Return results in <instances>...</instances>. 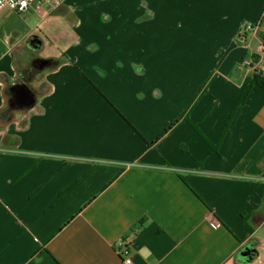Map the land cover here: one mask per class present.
<instances>
[{
	"label": "crops",
	"instance_id": "crops-1",
	"mask_svg": "<svg viewBox=\"0 0 264 264\" xmlns=\"http://www.w3.org/2000/svg\"><path fill=\"white\" fill-rule=\"evenodd\" d=\"M80 1L0 10V264H264V0Z\"/></svg>",
	"mask_w": 264,
	"mask_h": 264
},
{
	"label": "built area",
	"instance_id": "built-area-1",
	"mask_svg": "<svg viewBox=\"0 0 264 264\" xmlns=\"http://www.w3.org/2000/svg\"><path fill=\"white\" fill-rule=\"evenodd\" d=\"M61 4V0H0V10L9 9L15 13L22 14L29 10L40 12L46 6L50 8H56ZM252 26L246 25L239 27L237 32L239 35H243L247 31H250ZM257 54L260 56V60L262 55L264 54V37L262 38L260 45L258 47ZM257 62V60H256ZM246 64H250V62L245 61ZM260 61L258 60L257 64ZM257 70H260L259 66L254 67ZM115 247L119 255L121 256V264H135L130 256L126 239L121 238L115 243Z\"/></svg>",
	"mask_w": 264,
	"mask_h": 264
},
{
	"label": "trees",
	"instance_id": "trees-1",
	"mask_svg": "<svg viewBox=\"0 0 264 264\" xmlns=\"http://www.w3.org/2000/svg\"><path fill=\"white\" fill-rule=\"evenodd\" d=\"M263 12H264V9H263ZM262 15L263 14H261L260 18L262 17ZM239 36H243V35H239ZM254 60L256 61L255 57H254ZM39 63H41L44 66L48 64L45 68H49V67L55 66V61H50V60H39ZM254 85H258V86H260L261 88L264 89V70L262 71V70L255 69L254 72L250 76L246 77V79L244 81L243 91H242V93H241V95L239 97L238 103H237L238 105L242 104L245 101V99L247 98L251 88ZM6 93L9 96V99H10L8 109L11 108L14 105H18L19 104V101L17 100V98L16 97H15V99L13 98V96H15V90L10 88V89H8L6 91ZM11 94H13L12 97H10ZM175 122H173L172 124H174ZM168 129H166L164 131V133L167 132Z\"/></svg>",
	"mask_w": 264,
	"mask_h": 264
},
{
	"label": "rangeland",
	"instance_id": "rangeland-1",
	"mask_svg": "<svg viewBox=\"0 0 264 264\" xmlns=\"http://www.w3.org/2000/svg\"><path fill=\"white\" fill-rule=\"evenodd\" d=\"M71 1V0H70ZM73 2H74V4L72 5L73 6V8L75 9V10H79L78 8H79V6H80V4H81V1L80 0H73ZM57 13H59V14H61V15H64V13L63 12H61V11H57ZM32 15H34L33 13H32ZM68 18L67 17H65V21L67 20ZM248 32V31H247ZM27 57H28V55H27ZM34 63L36 64L35 66H34ZM33 63V60L32 59H27V63H26V65L24 66L25 68V71H24V69H23V71H21V74H22V78H25V80L26 81H23V82H21V83H24L25 82V85L27 86V87H29V88H31V89H33L34 90V92L36 91V89L34 88L35 86H37V82H39V80H40V77H41V74H40V70H42V69H40L39 68V65L41 64V63H39L38 61H36V62H34ZM48 65V64H47ZM47 65H45V66H43L44 68L47 66ZM22 68V67H21ZM43 68V69H44ZM39 71V72H38ZM40 74V75H39ZM38 75V76H37ZM35 79V80H34ZM13 96V94H11V96L10 97H12ZM9 97V96H8ZM13 98L15 99V96H13ZM14 108H15V106H14Z\"/></svg>",
	"mask_w": 264,
	"mask_h": 264
},
{
	"label": "water",
	"instance_id": "water-1",
	"mask_svg": "<svg viewBox=\"0 0 264 264\" xmlns=\"http://www.w3.org/2000/svg\"><path fill=\"white\" fill-rule=\"evenodd\" d=\"M11 89L15 90V97L19 102L31 104L34 102V95L30 93L29 88H27L25 85H15L12 86ZM250 249L245 248L244 251L241 252V257L244 258L246 262L251 260V256L249 254Z\"/></svg>",
	"mask_w": 264,
	"mask_h": 264
},
{
	"label": "flooded vegetation",
	"instance_id": "flooded-vegetation-1",
	"mask_svg": "<svg viewBox=\"0 0 264 264\" xmlns=\"http://www.w3.org/2000/svg\"><path fill=\"white\" fill-rule=\"evenodd\" d=\"M30 93H32V92L30 91Z\"/></svg>",
	"mask_w": 264,
	"mask_h": 264
}]
</instances>
